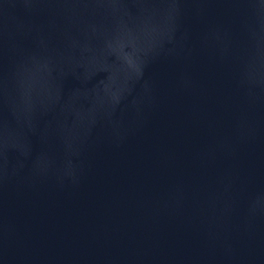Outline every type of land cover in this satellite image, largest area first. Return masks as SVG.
I'll return each instance as SVG.
<instances>
[{
  "label": "water",
  "instance_id": "95a60500",
  "mask_svg": "<svg viewBox=\"0 0 264 264\" xmlns=\"http://www.w3.org/2000/svg\"><path fill=\"white\" fill-rule=\"evenodd\" d=\"M0 264H264V0H0Z\"/></svg>",
  "mask_w": 264,
  "mask_h": 264
}]
</instances>
